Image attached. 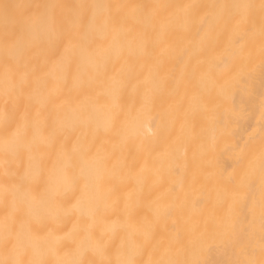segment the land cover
<instances>
[{
	"label": "bare ground",
	"instance_id": "6f19581e",
	"mask_svg": "<svg viewBox=\"0 0 264 264\" xmlns=\"http://www.w3.org/2000/svg\"><path fill=\"white\" fill-rule=\"evenodd\" d=\"M78 2L80 0H0V5L24 6L10 9L9 19L17 31H27L29 25L39 22L35 6ZM114 2L134 6L203 4L211 0ZM254 2L258 4L259 0ZM28 5L33 8L29 10ZM127 11L129 19L123 27L128 39L133 41L130 50L120 55L106 52L107 41L98 40L93 52L102 59L100 76L85 77L83 86L73 91L49 83L50 88H59V91L44 107L45 114L62 113L64 108L72 107L87 115L93 106L97 109L96 120L61 132L51 153L55 155L61 146L68 151L74 145L87 149V159L96 177L95 192L102 202L95 234L98 236L103 229L117 226L111 239L105 237L109 245H119L122 240L140 244L142 250L136 259L148 264L160 258L156 248L159 241L167 244L173 237L181 242L194 239L200 258L216 264L229 257L222 248L212 244L211 225L227 213L228 203H233L232 219L238 228L246 227L251 220L245 206L249 191L245 170L249 158L255 159L251 190L259 196V121L264 94L259 35L234 50L229 47L226 36L215 32L196 36L189 23H169L175 9L159 11L151 23L145 22L140 11ZM60 14L61 10L57 9L56 15ZM258 16L257 10V19ZM2 31L3 12L0 10V33ZM185 50H191V57ZM28 56L36 57L32 66L37 75L43 76L44 65L51 60L47 47L38 42ZM19 64L23 70L24 59H20ZM149 67L153 68L151 74ZM112 77L122 78L127 86L119 99L108 103L125 109L139 106L136 101L147 81L152 89L151 116L156 118L155 123L145 118L143 126L137 127L133 121H125L123 114L114 124L106 123L105 81ZM225 83L227 87L222 88ZM194 95L198 102L189 103ZM97 97L101 98L100 103H96ZM24 103L22 99L21 111ZM241 149L245 154L243 163L238 160ZM76 160L74 155L73 162ZM73 171L78 172L79 168ZM75 223L73 216L49 221L43 229L44 233L52 234L51 251L43 256L50 264L71 258L70 249L56 243V238L71 230ZM126 223L138 231L130 236ZM145 231L151 232V242H144L142 233ZM256 234L258 241V219ZM173 253L174 258H192L180 244H174ZM84 259L99 257L89 253Z\"/></svg>",
	"mask_w": 264,
	"mask_h": 264
},
{
	"label": "snow or ice",
	"instance_id": "6c2138e0",
	"mask_svg": "<svg viewBox=\"0 0 264 264\" xmlns=\"http://www.w3.org/2000/svg\"><path fill=\"white\" fill-rule=\"evenodd\" d=\"M13 7L24 6L0 5L3 12V31L0 33V264H50L43 256L51 251L52 234L44 233L43 229L49 221L67 220L73 216L76 217L74 227L56 238V243L70 249L71 258L55 264H142L136 259L142 250L140 244L122 240L119 245H109L105 241L106 236L111 239L115 235L116 225L103 229L98 236L95 234L102 202L95 192L96 177L87 159V149L83 145H74L68 151L61 146L55 155L51 153L61 132L79 123L96 120V107L93 106L87 115L72 107L64 108L62 113L45 114L44 107L59 91V88H50L49 83L73 91L83 86L85 77L100 76L102 59L93 52L98 40L107 41L106 52L120 55L126 49L130 50L133 41L128 39V32L123 27L128 23L129 9L140 11L149 23L155 20L159 11L175 9L169 16V23H189L196 36L212 32L226 36L229 47L234 50L253 41L258 34L261 72L264 73V0H259L258 4L254 0H211L203 4L134 6L114 0H80L71 5L44 3L35 6L39 22L29 25L27 31H17L11 24L9 11ZM26 7L33 8L31 5ZM57 9L61 10L59 16ZM38 42L47 47L51 58L50 63L44 65L43 76L37 75L32 66L36 57L28 56ZM185 51L191 57V50ZM20 59H24L23 70ZM152 71L149 67V74ZM126 86L120 77L105 81L106 123L114 124L122 114L125 121L131 120L137 127L143 126L145 118L155 123L156 118L151 116L152 89L147 86V81L136 101L138 107L133 105L125 109L108 103L119 99ZM221 87L226 88L227 83ZM22 99L25 101L23 111L20 108ZM100 99L97 97L96 103H100ZM194 102H198L195 95L189 100V103ZM160 119L163 121L164 117ZM251 135H255V130ZM259 135V196L251 190L255 159L249 158L245 170L249 181L245 206L251 220L246 227L238 228L232 219L233 203H228L227 213L211 225L212 244L222 248L229 257L216 264H264V94L260 101ZM74 155L77 157L75 163ZM244 155L241 149L238 153L241 163ZM76 167L78 172L73 171ZM125 227L130 229V236L138 231L129 223ZM142 235L145 243L151 242V232L145 231ZM174 244H180L192 258H174ZM156 248L160 258L148 264H209L200 258L194 239L181 242L178 237H173L167 244L159 241ZM89 253L99 259H84Z\"/></svg>",
	"mask_w": 264,
	"mask_h": 264
}]
</instances>
